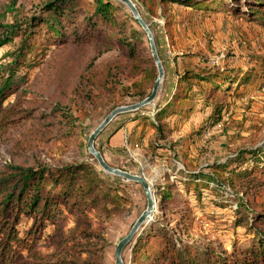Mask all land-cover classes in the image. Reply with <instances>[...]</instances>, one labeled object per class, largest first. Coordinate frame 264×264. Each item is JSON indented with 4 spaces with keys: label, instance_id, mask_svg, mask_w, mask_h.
I'll use <instances>...</instances> for the list:
<instances>
[{
    "label": "trees",
    "instance_id": "obj_1",
    "mask_svg": "<svg viewBox=\"0 0 264 264\" xmlns=\"http://www.w3.org/2000/svg\"><path fill=\"white\" fill-rule=\"evenodd\" d=\"M139 1L145 6L151 19L166 20V34L172 40L175 15L169 12L168 6L188 5L203 14L202 11H216L223 2ZM224 1L229 3L232 8L229 10H233L236 15L264 20V0ZM226 8L225 5L224 9ZM41 10L43 14L50 16L44 19L34 15L24 28L23 24L17 23L3 27L0 48L11 44L17 38L20 41L16 49L7 55L8 62L0 64V133L28 119L34 110L24 109L22 112L25 114H22L15 107H7V102L30 81L29 70L38 65L32 59L35 51L41 48L42 55H45L46 44L66 42L71 31L77 42L84 39L86 43L101 45L104 51L120 48L131 60L124 71L122 66L119 69L133 81L129 87L123 89L127 91V97L137 103L151 95L158 78V69L148 37L118 0H47ZM39 29L40 33L37 32ZM45 41L48 43L45 44ZM155 44L161 57L156 39ZM183 66L181 69L176 65V83L170 98L157 103L154 116L151 113L145 114L150 111L148 107L127 114L130 116L128 121L133 124L132 132L142 125L144 128L157 130L156 139L164 140L168 130L172 129L167 121L190 117L195 110L194 102L211 108L209 121L216 125L223 118L235 84L240 88L264 80V55L251 57L249 69L244 75L240 74L241 70ZM81 84L89 88V95L94 98L92 102H96L106 96H116L121 82L116 74L107 69L100 73H86L81 77ZM94 89H99V93L94 94ZM112 102L113 106L120 103ZM78 109L70 106L56 109L64 142H75V139L81 137L88 140L89 134L83 133L84 118L80 114L76 115ZM153 118H157L158 123ZM122 127L121 124L114 131ZM148 146L154 150L159 149L157 155L163 150L162 147H155L154 141ZM262 153L264 155V148L245 149L243 159L235 161V168L232 170L228 165L215 164L211 168L212 173L190 175L185 172L192 179L180 181L185 190H194L198 199L202 198L205 190L212 193L231 188L232 196L227 199L236 201L238 213L245 214L237 220L236 225L242 226L251 237L248 245H243L233 256L227 252L220 255L213 242L191 243L184 239V236L191 240L193 238L194 214L186 201H181L183 207L179 210V196L182 195L179 193L178 182L167 180L164 187H159V211L154 210L153 222L146 224L150 226L149 230L136 237L139 242L133 250V264H264ZM246 154L255 161L250 169L244 168L247 163L244 157ZM86 158L64 165L41 162L30 166L14 163L3 165L0 169V264L103 263L104 251L108 246L109 227L126 211L130 201L127 195L129 183L106 173L93 155L88 153ZM105 161L118 168L108 159L105 158ZM211 183L215 187H211ZM139 186L145 195L143 187L140 184ZM240 194H243L242 198L239 197ZM144 210L145 208L142 212ZM43 242H47L54 250L56 259H48L39 249ZM141 256L144 257L143 261Z\"/></svg>",
    "mask_w": 264,
    "mask_h": 264
},
{
    "label": "rangeland",
    "instance_id": "obj_2",
    "mask_svg": "<svg viewBox=\"0 0 264 264\" xmlns=\"http://www.w3.org/2000/svg\"><path fill=\"white\" fill-rule=\"evenodd\" d=\"M46 1L0 0V38L4 34L3 27L7 25L23 24L24 28L34 15L48 18L49 14L41 12ZM84 1L92 0H81ZM132 1L152 31L154 41L156 39L159 43V54L165 70L158 96L147 106L150 111L145 114L151 113L154 116L157 103L170 98L176 83V65L181 69L183 65H199L208 69L241 70L240 74L244 75L249 69L251 57L264 55V20L236 15L233 10H229L232 8L224 0L216 11H202L203 14L188 5L168 6L169 12L175 15L174 40L166 34V20L151 19L139 0ZM120 3L130 12L125 4ZM37 32L40 33V29ZM19 41L17 38L0 48V64L8 62L7 55L16 49ZM45 47V55H42L41 48L33 54L32 59L38 65L29 70L28 84L7 102V107H15L22 114H25L22 112L24 109L34 110L28 119L0 133V169L5 163L64 165L87 159V154H91L88 140L81 137L75 139V142L63 141L60 118L56 114L58 107L79 108L76 115L80 114L84 118L83 133L90 137L114 109L135 103L127 97V91L123 90L133 81L119 70L122 66L124 71L128 63H131L128 55L120 48L104 51L99 44L86 43L84 39L77 42L72 31L67 35L66 42L46 44ZM107 69L116 74L121 82L118 93L114 97L106 96L92 102L94 98L89 95V88L81 84V77L86 73H100ZM99 91L94 89V94ZM112 101L120 103L113 106ZM194 108L192 115L186 119L172 118L167 121L172 129L168 130L164 140L156 139L157 130L142 125L132 132L133 124L128 121L130 116L127 114L118 116L96 139L95 148L102 153L104 160L106 158L114 163L117 169L142 176L150 185L148 198L139 184L127 182L130 201L126 211L109 227L108 246L102 264H116L118 243L130 233L137 219L147 209L149 200L153 202L155 211H159V187H164L167 180L178 182L179 193L182 195L179 196V210L183 207L181 201H186L194 214L193 238L191 240L184 236V239L191 243L213 242L220 255L227 252L233 256L243 245H248L251 237L242 226L236 225L237 220L245 214L238 213L236 201L227 199L232 196L231 188L212 193L205 190L202 198L198 199L195 191L185 190L180 181L192 179L187 173H212L211 168L215 164L228 165L232 170L235 161L243 159L245 149L264 148V80L240 88L235 84L223 118L216 125L209 121L211 108L197 102H194ZM153 119L158 123L157 118ZM137 122L140 123L139 120ZM121 124L122 129L114 131ZM143 133L148 135L144 136ZM153 141L155 147L163 148L160 155H157L159 149L154 150L148 146ZM260 156L264 163L263 153ZM244 157L247 159L244 168H252L255 161L249 154ZM214 185L211 183V187ZM239 197L242 198L243 194ZM261 201H264V193ZM146 224L125 247L122 255L125 264H133V250L139 242L136 237L149 230L150 226ZM39 249L48 259L57 258L47 242H43ZM141 260H144L143 256Z\"/></svg>",
    "mask_w": 264,
    "mask_h": 264
},
{
    "label": "water",
    "instance_id": "obj_3",
    "mask_svg": "<svg viewBox=\"0 0 264 264\" xmlns=\"http://www.w3.org/2000/svg\"><path fill=\"white\" fill-rule=\"evenodd\" d=\"M123 4L127 6V8L130 10L132 16L134 19L140 24L142 29L145 31L149 44L152 50V54L154 57V60L156 62V66L158 69V78L154 84V87L152 89V93L149 97L144 99L143 101L134 103L132 105L128 106H122L114 109L108 116L104 119V121L94 130V132L90 135L88 139V149L91 155L94 156V158L97 160L100 167L108 174L118 176L123 178L127 182H134L140 184L146 195L150 196V185L147 183V181L142 176H137L130 174L128 172L122 171L120 169H117L115 167H112L106 163L104 160L102 154L96 150L95 148V142L98 136L120 115L128 114L130 112H134L136 110H139L141 108L147 107L151 105L157 98L161 84L163 82V79L165 78V70L163 63L158 55V51L156 48V44L154 41V36L150 28L148 27L145 20L141 17L139 10L137 9L136 5L133 3L132 0H119ZM154 205L151 200H149V204L147 209L140 215V217L137 219L136 223L132 227L130 233L122 239L116 248V264H125L122 258L123 251L125 247L134 239L136 234L139 232V230L149 222L150 219H152V215L154 214Z\"/></svg>",
    "mask_w": 264,
    "mask_h": 264
}]
</instances>
